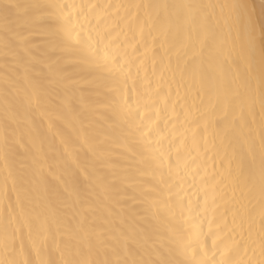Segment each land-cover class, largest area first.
<instances>
[{"label": "bare ground", "instance_id": "obj_1", "mask_svg": "<svg viewBox=\"0 0 264 264\" xmlns=\"http://www.w3.org/2000/svg\"><path fill=\"white\" fill-rule=\"evenodd\" d=\"M87 4L118 65L66 37L69 16L97 26ZM204 14L219 49L190 32ZM253 30L258 65L264 0H0V264H38L43 237L56 264H264V84L236 58ZM35 84L42 108L11 118Z\"/></svg>", "mask_w": 264, "mask_h": 264}, {"label": "snow or ice", "instance_id": "obj_2", "mask_svg": "<svg viewBox=\"0 0 264 264\" xmlns=\"http://www.w3.org/2000/svg\"><path fill=\"white\" fill-rule=\"evenodd\" d=\"M16 7L18 8V5H9L5 4L3 5V8L5 12H7L10 8ZM106 6L100 5V4H87L82 5L80 8L81 14L84 16L85 21L91 25L92 21L89 19V16H93L96 20V27H93L86 31L83 27V22L77 20L76 22H73L72 17L66 18L64 21V32L66 37L69 40H72L74 38L75 43L77 45H83L89 49L93 48V45H96L97 47L101 44H104V66L107 67L109 60L112 64H119V53L114 52L113 54H110L107 49L109 47V44H105L106 40H109V37L111 36V32L114 29L105 28L103 31L99 29V25L101 22L105 19V16L98 12V10H101L105 8ZM163 7H168V5H164ZM181 7H188V8H195L198 6L193 5H187V6H181ZM223 7H229L227 5ZM231 7H235V5H232ZM191 20L195 24V28H190L191 31H195L197 34V39L202 43V45H209L214 48L219 49L222 47L224 40L221 38V35L218 31L219 21L215 19V17L212 14H204V15H191ZM79 25V27H78ZM92 33H95L93 35ZM112 41H109L111 43ZM255 48H254V30L252 32H249L247 35L246 41L242 42L238 51L236 52V58L243 60L246 63L247 71L249 77L251 74L256 71L259 74V80L261 84H264V44L261 45L260 49V55H259V62L258 65L255 62ZM111 71V69H109ZM43 106V99H42V90L41 87L38 84H35L32 86V89L30 92L25 93L24 98L19 103V107L17 110V113H13L11 118H15V116L18 113H22L24 115H27L28 113L32 111H39ZM7 146V141H6ZM261 147H262V153H261V179L262 182H264V137H262L261 140ZM161 158L163 159V153H161ZM182 202L178 201L177 206L181 209V215H183V209L181 207ZM39 219V217H37ZM35 227L36 233L39 235L42 232V225H33L31 222L28 224L29 228V238L32 239L33 230ZM193 230H195L196 225L192 224ZM44 241H46V237H43L41 240V243L39 247L37 246L36 242L33 241V248H36L37 251V262L38 264H56L55 260L52 259H44L41 255L42 249L45 246ZM21 251L23 253L24 247L23 244H21ZM63 264H92V262L88 261H79V260H65L63 259L64 252L60 253ZM20 264H36V262H33L29 260L27 257H25ZM104 264H108V262H104ZM116 264H119V262H116Z\"/></svg>", "mask_w": 264, "mask_h": 264}]
</instances>
